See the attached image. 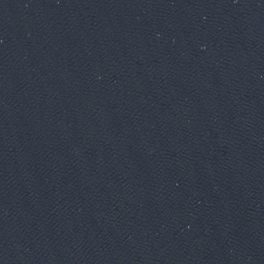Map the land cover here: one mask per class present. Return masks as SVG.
Instances as JSON below:
<instances>
[{"label":"water","instance_id":"95a60500","mask_svg":"<svg viewBox=\"0 0 264 264\" xmlns=\"http://www.w3.org/2000/svg\"><path fill=\"white\" fill-rule=\"evenodd\" d=\"M0 264H264V0H35Z\"/></svg>","mask_w":264,"mask_h":264}]
</instances>
